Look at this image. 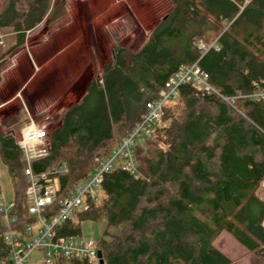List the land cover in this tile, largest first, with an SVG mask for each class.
I'll return each mask as SVG.
<instances>
[{"label": "trees", "instance_id": "16d2710c", "mask_svg": "<svg viewBox=\"0 0 264 264\" xmlns=\"http://www.w3.org/2000/svg\"><path fill=\"white\" fill-rule=\"evenodd\" d=\"M51 1L7 0L0 8V30L13 34L0 66L25 43L26 32L65 15L63 4L60 9ZM167 2L170 10L143 45L134 52L113 46L99 77L88 79L79 99L46 128L47 155L30 163L31 172L64 164L56 197L62 199L88 176L93 159L108 156L140 121L164 82L180 66L195 64L232 101L194 83L179 85L151 138L135 148L141 177L112 169L98 189L100 203L87 198V209L72 214L55 236H78L82 221L102 217L97 250L103 264H235L212 245L222 233L264 261V101L249 97L264 93V0ZM0 163L11 182L12 229L21 233L32 218L25 208L24 164L10 132L0 131ZM3 232L0 218V255ZM45 264L79 262L52 252Z\"/></svg>", "mask_w": 264, "mask_h": 264}, {"label": "rangeland", "instance_id": "374dc122", "mask_svg": "<svg viewBox=\"0 0 264 264\" xmlns=\"http://www.w3.org/2000/svg\"><path fill=\"white\" fill-rule=\"evenodd\" d=\"M6 3L7 0H0V8ZM50 3L59 8L62 3L65 15L49 26L44 19L26 32L25 43L6 55L0 66V103L19 95L0 109V131L10 132L14 139L29 120L46 128L55 125L63 109L82 93L84 85L75 84L82 79L86 82L98 78L113 46L134 52L145 37V28L151 27L168 10L165 0H52ZM68 43L71 44L68 51L63 55L56 53ZM12 44L11 30H0V55ZM67 92L69 96L65 97ZM261 192L260 197L264 198ZM99 196L97 190V204ZM0 198L4 202L12 201L11 182L1 163ZM79 229L78 237L97 245L105 230L104 220L101 217L95 222L82 221ZM212 245L232 263L264 264L227 233L220 234ZM37 259L45 264L50 258H43L35 251L29 260Z\"/></svg>", "mask_w": 264, "mask_h": 264}, {"label": "built area", "instance_id": "2783aa9c", "mask_svg": "<svg viewBox=\"0 0 264 264\" xmlns=\"http://www.w3.org/2000/svg\"><path fill=\"white\" fill-rule=\"evenodd\" d=\"M186 83H194L203 93L214 94L225 103L232 101L219 95L207 83V75L195 64L180 66L164 82L157 92V98L145 104V113L131 131L116 144L108 156L94 158V166L88 176L58 200L59 179L67 174V168L64 164H59L39 174L31 172L30 163L47 155L48 136L44 125L40 126L30 120L24 123L14 140L24 164L23 177L27 183L24 191L25 208L32 221L25 224L21 233L13 230L16 221V215L12 213L13 202H4L0 198V218L4 226L0 264H42L39 259L33 262L29 260L35 251H39L47 259L52 252H59L66 261L97 264L96 244L78 236H55L54 230L75 212L87 209L86 199L95 197L103 176L112 169L120 168L135 179L141 177L136 169L135 148L151 138L152 129L160 124L163 108L177 98L179 85ZM249 97L264 101V93H254ZM260 189L264 192V180L260 183ZM262 226L264 228V222Z\"/></svg>", "mask_w": 264, "mask_h": 264}, {"label": "crops", "instance_id": "0c3cea01", "mask_svg": "<svg viewBox=\"0 0 264 264\" xmlns=\"http://www.w3.org/2000/svg\"><path fill=\"white\" fill-rule=\"evenodd\" d=\"M166 2H167V0H165ZM167 6H168V10L165 12V13H167L169 10H170V7H169V3L167 2ZM164 13V14H165ZM163 14V15H164ZM162 15V16H163ZM159 20V19H158ZM158 20L154 23V24H152V26L151 27H147V28H145V32H144V35H145V37L143 38V40H142V42L139 44V46H137V48L135 49V51L136 50H138L142 45H143V43L146 41V38H147V35H148V31L149 30H151L154 26H155V24L158 22ZM71 25H73V24H71ZM67 37V36H66ZM71 44H72V42H70ZM70 43H68L67 45H64V48H62V49H58V50H56V48L57 47H55L54 48V50H56L57 52L56 53H62V55H63V53H65L66 51H68V47L71 45ZM60 47V46H59ZM80 49H82L81 50V52L84 50V47L82 48V46H81V48ZM61 55V54H60ZM80 78H83V76H80ZM87 82V81H86ZM86 82L85 81H83V79H82V81L81 82H79V83H77V84H75V86L76 85H79V84H86ZM68 93V92H67ZM19 96V95H18ZM17 94H15V95H13L11 98H8V99H5L3 102H1L0 103V109H2L4 106H6V105H8V104H10V102H12L13 100H15L17 97ZM68 97L69 96V93L68 94H66L65 95V97ZM26 99L28 100V101H30V98H28V97H26ZM26 101V100H25ZM22 102H23V100H22ZM25 110V112L28 114V111L26 110V109H24Z\"/></svg>", "mask_w": 264, "mask_h": 264}, {"label": "water", "instance_id": "95a60500", "mask_svg": "<svg viewBox=\"0 0 264 264\" xmlns=\"http://www.w3.org/2000/svg\"><path fill=\"white\" fill-rule=\"evenodd\" d=\"M96 258H97V264H103L101 254L98 250L96 251Z\"/></svg>", "mask_w": 264, "mask_h": 264}]
</instances>
